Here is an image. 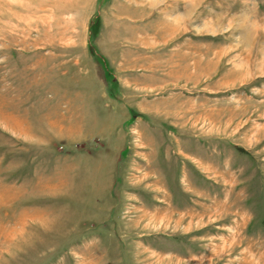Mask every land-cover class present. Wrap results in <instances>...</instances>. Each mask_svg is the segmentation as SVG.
I'll return each mask as SVG.
<instances>
[{
    "label": "rangeland",
    "instance_id": "obj_1",
    "mask_svg": "<svg viewBox=\"0 0 264 264\" xmlns=\"http://www.w3.org/2000/svg\"><path fill=\"white\" fill-rule=\"evenodd\" d=\"M0 264H264V0H0Z\"/></svg>",
    "mask_w": 264,
    "mask_h": 264
}]
</instances>
